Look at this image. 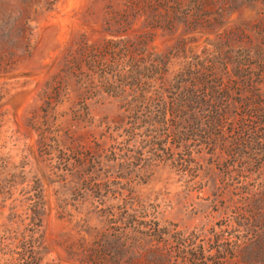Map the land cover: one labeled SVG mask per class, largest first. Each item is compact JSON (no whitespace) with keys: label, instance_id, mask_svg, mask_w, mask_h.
Segmentation results:
<instances>
[{"label":"trees","instance_id":"obj_1","mask_svg":"<svg viewBox=\"0 0 264 264\" xmlns=\"http://www.w3.org/2000/svg\"><path fill=\"white\" fill-rule=\"evenodd\" d=\"M233 2L239 7L237 0ZM174 4L180 5V0ZM155 11L138 30L142 34L114 44V89L121 93L114 99L126 106V112L114 119V137L93 136L87 144L83 134L77 135L78 126L65 127L50 106L43 112L37 146L46 166L40 173L22 172L19 181L0 186L6 195L21 187L17 207L22 210L8 220L15 228L4 231L11 244L5 246L8 259L0 264H51L44 262L48 252L40 233L43 219L52 211L43 187L62 185L64 190L71 181L78 207L76 216L69 215L78 238L67 235L60 264H264V16L239 15L232 22L221 14L210 20L204 13L179 18L167 1L159 2ZM199 20L227 31L197 53L192 48L197 39L190 35ZM156 25H162L172 40L163 54L147 49ZM13 50L0 43V65ZM62 83L53 96L42 100L64 95ZM28 165L24 162L23 168ZM161 169L177 179L185 198L196 184L200 189L211 184L210 190L222 199L221 210L235 207L238 215L230 218L238 231L233 245L224 247L221 236L212 231L209 256L205 242L194 243L197 235H169L158 229L157 207L135 195L139 186L154 182ZM217 172L226 185L216 183ZM65 193L56 199L55 210L62 213L67 208ZM230 193L240 198H227ZM94 202L108 205L107 217L98 218L114 225V236H104L114 240V257L104 255L108 246H100L97 255L84 248L81 235L95 214ZM214 204L197 206L204 213ZM86 206L92 210L83 212ZM86 232L94 240L99 236L97 231ZM168 242L173 245L164 251L161 243Z\"/></svg>","mask_w":264,"mask_h":264},{"label":"rangeland","instance_id":"obj_2","mask_svg":"<svg viewBox=\"0 0 264 264\" xmlns=\"http://www.w3.org/2000/svg\"><path fill=\"white\" fill-rule=\"evenodd\" d=\"M161 1H167L170 10L176 8L179 18L194 19L204 13L210 20L221 14L232 22L239 15L264 16V0H237L239 7L233 6L234 0H180L178 6L174 0H0V43L5 50L12 47L15 50L0 65L1 187H7L10 181H19L30 170L40 173L46 166L44 157L39 156L37 142L44 129L41 117L48 106L61 116L60 122L65 127L78 126L77 135L83 134L87 144L93 141V136L97 139L114 137V119L126 112L124 103L114 99L121 94L114 89L117 68L114 44L122 39L134 40L142 34L138 30L151 21ZM201 23L196 22L198 26L190 35L197 39L192 46L197 53L208 40L221 39L227 31V27H209L208 23ZM162 25H156L152 30L153 41L147 45L149 51L158 54L165 53L172 43L161 29ZM60 83L65 86L64 95L42 100L43 96H53L54 90L61 87L58 86ZM125 92L130 90L125 88ZM108 143L110 145V141ZM24 162L29 164L25 168ZM217 174L216 183L226 185L222 174ZM155 176L154 182L139 186L135 196L146 205L157 207L161 218L158 229L167 230L169 235L180 231L197 235L194 243L205 242L209 256L214 248L210 242L212 231L221 236L224 247L233 245L238 231L230 218L237 217L238 211L235 207L221 210L218 203L222 199L219 192L210 190L211 184L202 189L196 184L185 198L177 179L166 169H161ZM108 180L114 181V173ZM61 186L44 183L43 187L48 208L52 210L43 219L40 229L42 246L48 252L45 263L60 264L67 235L73 237L71 240L78 238L70 223V215H77L78 204L72 200L70 190L76 184L66 182L64 190ZM20 190L21 187L13 189L6 195L7 190L0 189V262L8 259L5 246L11 244L4 239V231L15 228L8 220L22 213L17 207ZM65 191L62 198H66L67 208L62 213L55 210L56 199ZM227 198L236 201L240 196L230 193ZM212 201L216 204L214 208L199 212L198 204ZM107 206L93 203L95 214L89 215L88 225L81 235L85 239L84 248L91 255L99 253L100 246H108L104 255L114 257V240L106 239L114 236V225L100 221L101 216L107 217ZM86 209L92 210L86 206L83 212ZM86 230L91 234L97 231L99 236L94 240ZM172 245L161 243V248L167 251Z\"/></svg>","mask_w":264,"mask_h":264}]
</instances>
